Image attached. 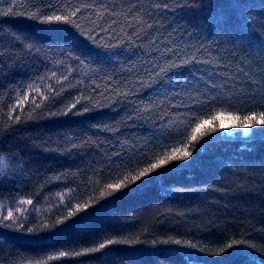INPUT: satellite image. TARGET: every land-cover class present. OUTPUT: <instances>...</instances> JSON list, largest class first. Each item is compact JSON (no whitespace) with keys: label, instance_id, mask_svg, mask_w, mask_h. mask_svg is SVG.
<instances>
[{"label":"trees","instance_id":"1","mask_svg":"<svg viewBox=\"0 0 264 264\" xmlns=\"http://www.w3.org/2000/svg\"><path fill=\"white\" fill-rule=\"evenodd\" d=\"M261 113L264 0H0V264H264Z\"/></svg>","mask_w":264,"mask_h":264},{"label":"snow or ice","instance_id":"2","mask_svg":"<svg viewBox=\"0 0 264 264\" xmlns=\"http://www.w3.org/2000/svg\"><path fill=\"white\" fill-rule=\"evenodd\" d=\"M46 19L48 21H52V20L61 21V20H67L68 17H66V16H49ZM214 119H218L220 121L219 128L221 130H226V129L234 126L232 124L226 123L223 115H218V116L214 117ZM229 119H231V118H229ZM236 119H239V117H237ZM245 119L246 120H256V117L255 116H250V117H246ZM257 123L260 124V125H264V113H261L260 114V118L257 120ZM210 124H211V120H205L203 122V124H201L196 129V131H199L200 128L204 127L205 125H210ZM237 126L238 127H243V128H250V127H252V125L250 123H243V124H240V125H237ZM191 139L193 141H195L196 140V136L193 135L191 137ZM191 156H192V153L189 152V151H187L186 149L184 151H182V152H180L179 150H176L175 152H173L171 155L167 156L166 158L160 159L158 164H153L151 166V168H149V169H147L145 171L140 172L139 176L136 177L135 179H140V178H142V177H144L146 175H149L150 176L153 169H159L160 166L166 165L169 162H176L178 160H183L184 158L191 157ZM4 166H5L4 161L3 160H0V167H4ZM109 187H112V188H114L116 190H120L121 187H122V185L118 183V184H115V185H110ZM8 215L11 216V213H9ZM100 247L103 248V247H105V245L104 244H101ZM60 255L61 256H64V255H66V253L61 252Z\"/></svg>","mask_w":264,"mask_h":264},{"label":"clouds","instance_id":"3","mask_svg":"<svg viewBox=\"0 0 264 264\" xmlns=\"http://www.w3.org/2000/svg\"><path fill=\"white\" fill-rule=\"evenodd\" d=\"M6 159V157L4 156V154H0V160H5Z\"/></svg>","mask_w":264,"mask_h":264},{"label":"rangeland","instance_id":"4","mask_svg":"<svg viewBox=\"0 0 264 264\" xmlns=\"http://www.w3.org/2000/svg\"><path fill=\"white\" fill-rule=\"evenodd\" d=\"M244 133H247V130H245Z\"/></svg>","mask_w":264,"mask_h":264}]
</instances>
